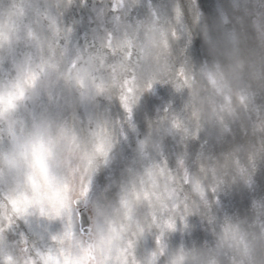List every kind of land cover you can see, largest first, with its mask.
I'll list each match as a JSON object with an SVG mask.
<instances>
[{"label":"clouds","instance_id":"9594fccd","mask_svg":"<svg viewBox=\"0 0 264 264\" xmlns=\"http://www.w3.org/2000/svg\"><path fill=\"white\" fill-rule=\"evenodd\" d=\"M0 264H264V0H0Z\"/></svg>","mask_w":264,"mask_h":264}]
</instances>
